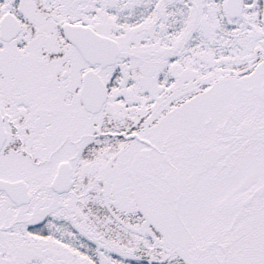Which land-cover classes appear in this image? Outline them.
<instances>
[{
  "label": "snow or ice",
  "instance_id": "snow-or-ice-1",
  "mask_svg": "<svg viewBox=\"0 0 264 264\" xmlns=\"http://www.w3.org/2000/svg\"><path fill=\"white\" fill-rule=\"evenodd\" d=\"M0 264H264V0H0Z\"/></svg>",
  "mask_w": 264,
  "mask_h": 264
}]
</instances>
